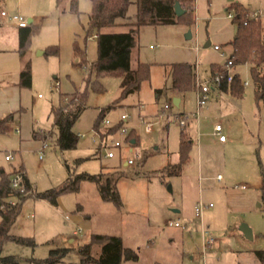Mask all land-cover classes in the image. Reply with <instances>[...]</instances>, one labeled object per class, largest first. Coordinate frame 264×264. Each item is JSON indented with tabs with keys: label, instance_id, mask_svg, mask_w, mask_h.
Segmentation results:
<instances>
[{
	"label": "rangeland",
	"instance_id": "rangeland-1",
	"mask_svg": "<svg viewBox=\"0 0 264 264\" xmlns=\"http://www.w3.org/2000/svg\"><path fill=\"white\" fill-rule=\"evenodd\" d=\"M71 1L2 0L9 15L34 18L39 29L22 56L18 27L0 17V83H18L26 59L32 68V85L21 87L19 107L11 110L14 116L0 133V167L7 172L23 169L34 191L57 189L70 175L96 174L103 167L114 178L115 170L121 174L123 205L118 208L103 200L96 182L89 179H82L77 191L61 193L57 205L31 195L11 233L30 237L35 245L8 240L2 253L15 255L18 264H45L41 260L52 249L66 248L57 264H79L80 247L94 233H108L122 236L125 246L137 250L138 260L124 264H262L255 250L264 249V106L256 102L250 65L234 66L243 83L248 82L242 97L215 88L201 107L198 87L174 89L172 64L196 65V85L210 79L212 64L224 66L230 57L229 42L238 30L229 17L235 10L229 6L243 1L253 18V12L264 10V0H193L191 26L183 21L141 26L132 63L135 67L138 59L151 63L150 79L116 104L122 77L97 75L94 70L87 84L89 68L77 64L76 45L85 50L89 65L97 64V41L89 22L91 0H77L79 13L70 10ZM136 11L132 3L133 18ZM51 45L58 46V54L45 53ZM79 89H87L88 97L74 130L86 135L79 137L75 148L61 149L52 106L65 105ZM174 97L182 102L174 104ZM101 109L111 122H101V129L120 124L123 114L129 116L122 122L126 134L118 130L108 136L109 143L120 138V147L100 145L94 125ZM146 122L152 125L150 132L144 130ZM216 123L227 136L224 143L213 132ZM132 132L138 142L131 145L127 137ZM182 140L190 142L188 162L181 173L168 174L165 166L180 161ZM108 150L115 156L107 157ZM7 155L11 157L6 159ZM199 201L213 203L201 216L195 210ZM175 220L181 226L169 225ZM244 225L253 230V238L244 234ZM99 249L95 247L94 253Z\"/></svg>",
	"mask_w": 264,
	"mask_h": 264
},
{
	"label": "trees",
	"instance_id": "trees-1",
	"mask_svg": "<svg viewBox=\"0 0 264 264\" xmlns=\"http://www.w3.org/2000/svg\"><path fill=\"white\" fill-rule=\"evenodd\" d=\"M177 0H91L92 12L90 14L91 32H95L97 41L98 62L96 65H89L85 55V50L75 46L77 64L81 68H89L87 84L90 83L91 74L95 70L96 74H116L122 77V90L120 97L114 102H120L128 95L138 92L141 84L150 79L151 63L139 61L136 68H132V53L137 46L140 27L143 25H169L183 21L191 26L195 22L194 4L192 0H179L186 12L177 16L175 2ZM62 0H58L60 4ZM132 3L136 4L137 11L135 17L129 14ZM228 9H234L233 21L238 24V30L233 40L229 42L232 47L230 59L234 66L238 64L250 65L252 81L254 85L255 99L258 104L264 106V27L261 18H251L248 9L241 3H234ZM2 0H0V17H2ZM70 10L79 13L77 0L71 1ZM126 27L121 31H104L107 27ZM39 25L29 22L24 27H19V51L22 56L26 55L27 48L33 33L38 31ZM57 45H51L45 53L58 54ZM223 66L213 63L212 75L222 70ZM173 87L179 91H186L196 87L195 67L189 62H177L172 64ZM19 84L22 87H31L32 68L29 59L24 61L20 71ZM88 88V85H87ZM101 90V86L96 87ZM219 89L230 91L236 97L244 95V83L240 73L235 71L231 82H223ZM73 97L64 105L52 106L51 114L54 119V126L57 128L56 143L61 149L75 148L79 141V135L74 130V124L79 119L86 107L88 97L87 89L76 90ZM112 107L110 105L106 110ZM14 113H10L0 119V133L6 131V126ZM105 109H101L94 129L102 137H107L119 130L122 126L116 124L106 129L100 128V123L105 116ZM39 133V132H37ZM46 140L48 137L43 132ZM135 139V142L132 140ZM127 141L132 145L138 142V137L132 132ZM190 142L181 141L180 161L169 163L165 166L168 174L181 173L184 165L189 159ZM100 150V147H99ZM112 178L108 173L109 169L104 168L100 173L90 174L82 172L75 177L70 175L67 180L57 189L45 191H34L27 175L22 169L7 172L0 167V264H18L15 255H4L3 245L8 240H14L21 244L35 245L30 237L18 236L11 233V228L21 213L23 203L26 198L34 195L37 198L47 199L52 204H58V197L61 193L77 191L82 179H89L96 182L99 193L103 200L114 203L121 208L123 203L118 189L120 173ZM20 172L24 176L25 191L21 192L11 185L12 176ZM262 199L264 203V185L262 186ZM12 200L15 203H12ZM99 247L100 252L94 253V248ZM66 248L51 250V255L42 259L45 264H57L65 254ZM82 258L79 264H124L126 261H136L139 254L136 249L125 246L122 236L108 233H94L90 242L80 247ZM258 260L264 264V249L255 250Z\"/></svg>",
	"mask_w": 264,
	"mask_h": 264
},
{
	"label": "built area",
	"instance_id": "built-area-1",
	"mask_svg": "<svg viewBox=\"0 0 264 264\" xmlns=\"http://www.w3.org/2000/svg\"><path fill=\"white\" fill-rule=\"evenodd\" d=\"M2 15L4 17H8L10 20H12L13 22H15L18 26L20 27H24L26 26L29 22L27 21V19L23 16V15H9L7 13V11L3 10L2 11ZM235 15V13L233 12H229V17L233 18ZM264 15V10L260 9L257 10L255 12H253V18H261ZM215 49L217 50H221V47L219 45H215L214 46ZM222 54H224V52L222 51ZM234 64L233 61L228 58L226 63L224 64L222 70L218 71L216 74L212 75V77L208 80L205 81H201L199 82L198 85H196V87H198V99H199V105L201 107L205 106L207 104L208 101V96L209 93L214 90L215 88H220L221 84L225 81H227L228 83L232 81L233 77H234ZM245 85L248 84L247 81L244 82ZM165 108H168V105H165ZM128 115L127 114H123L121 116V121H126L128 119ZM160 118H162V114L160 115ZM103 123H105L106 125H110L111 122L108 118H104L102 120ZM181 124L185 125V121L181 120ZM152 129V125L150 122H146L144 123V130L147 132H150ZM119 131L121 132V134H126L128 132L127 128L124 126H121L119 128ZM96 133L98 135H100L99 132L96 131ZM215 133L218 136V140L220 142H224L227 139V136L225 134L222 133V126L221 124H217L215 126ZM79 137H84L86 134H78ZM95 140V136L93 137ZM100 145L106 148L109 147H120L122 145V140L120 138L115 139L114 141H111V143L108 142V136L107 137H102L100 135ZM106 156L107 157H113L115 156L114 151L112 150H108L106 152ZM11 156L7 155L6 158L9 159ZM129 162L131 163L132 160L130 159ZM221 175H218V178H221ZM11 185L13 188L18 189L21 192L25 191V182H24V176L22 173L17 172L15 173L12 178H11ZM12 203H15L14 200H12ZM213 203H205L204 201H199L198 204L195 207L196 210V215L197 216H201V212L205 207H209L212 206ZM169 225H173V226H181V222L179 220H175V221H170Z\"/></svg>",
	"mask_w": 264,
	"mask_h": 264
},
{
	"label": "crops",
	"instance_id": "crops-1",
	"mask_svg": "<svg viewBox=\"0 0 264 264\" xmlns=\"http://www.w3.org/2000/svg\"><path fill=\"white\" fill-rule=\"evenodd\" d=\"M237 3L243 4L248 9L247 5L243 1H238ZM231 12H233V11H231ZM261 20H262V24H263V27H264V21H263L262 17H261ZM27 21L35 23V19L31 18V17H28ZM16 26L18 27V32H19V27L20 26H18L17 24H16ZM125 29H126V27L119 26V28H117V27H107V28H104L103 30L104 31H121V30H125ZM18 43H19V33H18ZM151 47H152V45H151ZM134 49H133V52H134ZM40 53L44 54V51H40ZM132 60H133V53H132ZM139 61H141V60L138 59L137 62L139 63ZM138 63H137V66H138ZM22 67H23V64H22ZM194 67L196 68V65ZM132 68H136L133 63H132ZM196 75H197V73H196ZM19 81H20V79H19ZM21 87L22 86L19 84V82L18 83H9V82L3 81V82L0 83V119H2L3 117H5L6 115H8L10 113H14V112H11V110H15V109H17L19 107L20 96H21L20 95L21 94ZM219 90L225 91V90H222V89H219ZM156 91L159 92V89L156 88ZM177 91H179V90H177ZM173 100H177L179 104L182 102V98L181 97H179V98L174 97ZM8 112H10V113H8ZM217 124H219V123H216L215 126ZM7 125H8V123H7ZM6 129H7V126H6ZM213 132H215V127H214V131ZM222 133H223V128H222ZM226 141H227V139L224 142H226ZM224 142H220L219 141V143H224ZM218 175H220V174H218ZM74 233L77 234V230H75ZM99 252H100V249H99ZM81 258H82V255H81Z\"/></svg>",
	"mask_w": 264,
	"mask_h": 264
},
{
	"label": "water",
	"instance_id": "water-1",
	"mask_svg": "<svg viewBox=\"0 0 264 264\" xmlns=\"http://www.w3.org/2000/svg\"><path fill=\"white\" fill-rule=\"evenodd\" d=\"M175 11H176V15H177V16H181V15H183V14L186 12V9H184V8L182 7V5H181V3H180L179 0H177V1L175 2ZM187 36H188V37H191V33L189 32V33L187 34ZM173 102H174V104H176V105L179 104L177 100H174ZM132 142H135V139H133ZM242 231L244 232V234H245L248 238H253V230H252L249 226L244 225V226L242 227Z\"/></svg>",
	"mask_w": 264,
	"mask_h": 264
}]
</instances>
